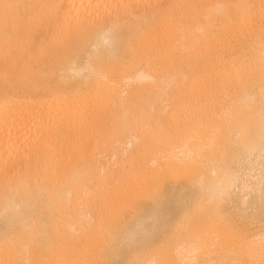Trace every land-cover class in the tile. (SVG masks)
Masks as SVG:
<instances>
[{"label":"bare ground","instance_id":"bare-ground-1","mask_svg":"<svg viewBox=\"0 0 264 264\" xmlns=\"http://www.w3.org/2000/svg\"><path fill=\"white\" fill-rule=\"evenodd\" d=\"M0 264H264V0H0Z\"/></svg>","mask_w":264,"mask_h":264}]
</instances>
